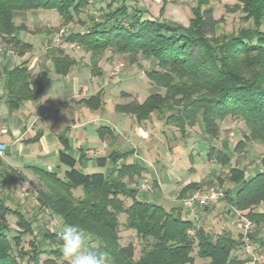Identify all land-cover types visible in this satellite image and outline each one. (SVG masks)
I'll use <instances>...</instances> for the list:
<instances>
[{
  "label": "trees",
  "instance_id": "trees-1",
  "mask_svg": "<svg viewBox=\"0 0 264 264\" xmlns=\"http://www.w3.org/2000/svg\"><path fill=\"white\" fill-rule=\"evenodd\" d=\"M99 1L0 0L1 43L5 50L19 56L32 49V44L17 34L26 25L15 23L16 11L53 9L67 23L75 17L79 20L84 7ZM209 1L195 0L190 25L185 27L151 18L139 5L127 0H108L99 6L97 16L89 14L88 22L83 20V31H72L63 37L89 53L93 74L101 73L96 64L107 49L126 53L132 63L137 61V56L148 61L143 74L151 85L163 91L150 92L141 101L131 97L124 103H116L114 110L134 117L139 123L158 112L169 126L163 127V132L167 129L172 139L171 126L181 136L198 126L203 135L201 140L206 141V159L227 170L225 178L229 183L218 190L230 205L246 211L256 229H261L264 212L254 208L264 205V0H238L243 17L252 19L254 26L235 35L221 36L216 35L215 27L220 20L214 17ZM46 56L53 71L62 76L76 63L60 44L49 43ZM27 63L26 59L2 70L3 95L8 108L18 109L23 102L37 99L48 79L46 68L34 74ZM103 93L100 89L79 101L89 109H103ZM127 95L129 92H120L121 97ZM227 117L242 120L248 132L235 140L232 147L226 144L218 147L215 142L219 138L220 121ZM97 130L101 138L109 132V127L101 124ZM60 140L62 147L57 160L66 167L62 174L42 166H27L51 191V194L39 191L40 212L45 213L47 208L50 215L59 216L64 224L78 225L93 234L88 242L94 244L89 248L108 251L110 264H195L196 257L206 260L203 264L247 261L235 253L243 246L241 232L237 236L225 228L213 232L199 225L197 218L184 216L182 203L166 208L156 198L152 200L140 192L139 178L146 168L130 159L133 148L112 149L107 155L79 148L76 156L70 152L65 134ZM250 140H256L263 148L258 164L251 170L246 165L232 164L234 155L248 146ZM201 150L198 146L197 153ZM94 167L102 170L94 171ZM15 172L19 171L0 157V188L15 185L17 180L11 177ZM206 180L188 182L176 199L181 200L200 188ZM76 190H80L78 195L74 194ZM202 208L208 209V205ZM9 214L15 215L17 228L10 226ZM121 214L125 215L121 224L133 231L140 242L137 256L133 242L119 243ZM34 220L38 219L26 217L0 190V264H60L61 250L50 245L57 240L56 232L45 226L36 232ZM24 234L32 236L26 248L20 245ZM247 234L250 241L254 239L251 229ZM258 240L264 245V236ZM42 253L46 255L44 258L40 257Z\"/></svg>",
  "mask_w": 264,
  "mask_h": 264
},
{
  "label": "rangeland",
  "instance_id": "rangeland-1",
  "mask_svg": "<svg viewBox=\"0 0 264 264\" xmlns=\"http://www.w3.org/2000/svg\"><path fill=\"white\" fill-rule=\"evenodd\" d=\"M107 1L108 0H100L95 5L89 3L80 13L79 20L75 17V20L67 23L62 22L61 17L53 9L39 8L38 13L28 12L27 24L31 32L24 33V36H31L28 37V39L34 44V48L26 53L31 55L35 50L42 51L49 43L59 46L56 41V36L61 29L64 30V35L72 31H83V20L88 22L89 14L97 16L99 6H104ZM127 2L139 5L140 8L146 12L145 15L151 18L165 19L166 22L185 27L190 25L192 8L196 4L195 0H127ZM208 4L214 9V17L220 20L215 27L216 35H235L244 28H252L254 26L252 19L248 20L243 17L244 13L240 8L242 4L238 0H210ZM21 19V17L15 18V23L19 24L22 21L26 23L25 20ZM262 27L264 29V24ZM17 34H19V32H17ZM64 38L65 37H62V42L66 43L65 41L67 40H64ZM3 46L0 40V49H2ZM62 48L74 57L85 58V62L90 64L89 53L83 51L77 45L74 47L65 45V47L62 46ZM136 58L137 61L132 63L126 53H117L110 49L104 51L96 64V68H99L101 73L91 74L92 83L103 88L105 96L103 93L102 102L104 105L102 106L103 109H91V115L94 119H98V125H101L104 121H108L116 122L118 125L122 126L123 129L126 128L123 130L126 134H123L122 131L117 137L118 142L121 144V148L126 150L133 146L139 147V152L133 154L130 159L139 162L146 168V171L139 178V182L141 181L139 184L140 192H143L147 198L152 200L156 198L158 202L163 203L166 208L176 203H182L184 216L188 214L187 217L197 218L199 225H203L213 232H218L225 228L229 229L237 236L242 232V221L244 219L249 220L251 222V232L255 234L254 239L250 241L251 247L259 257L256 261H252L251 256L244 250L243 246L235 253L238 257L247 259L245 264H264V245L260 244V240H258L264 236V224L261 229H256L253 222L246 216V211L233 207L223 196L216 198L214 201H209L207 203L208 209L199 207L194 211H190L191 209L186 208L184 205V199L193 192H205L210 189L223 190L226 184L229 183L225 178L226 168L220 167L219 164L210 162L206 159V151H204L206 141L201 140L203 135L199 133L198 126L192 130H188V132L182 134V136L171 126V134L174 137V139H172L167 129L163 132V127L169 128V126L163 123L160 118V113L158 112H153L149 118L139 123L134 117L127 116L124 113L120 114L113 110V105L116 103H124L131 99V97H135L137 100L141 101L150 92L163 91L158 86L151 85L144 76L143 66H147L148 61L143 60L140 56ZM48 64L51 65L50 62H48ZM122 90L129 92V95L121 97L120 92ZM130 124H132L131 130ZM134 125H139L142 130L148 133L146 136L147 138L142 140L141 143H139L140 140L136 138L137 133L132 132V134L135 135L134 140H132L133 137L130 136ZM194 131L199 134H196ZM247 132L248 129L242 120L239 118L227 117L220 121L219 138L215 144L218 147L224 146L225 144L228 148L230 146L232 147L233 142L244 136ZM194 138L198 140L193 141ZM248 143V146L234 155L232 164L238 163L240 166L246 165V168L251 170L255 164H258L261 152L263 153V148L256 140H250ZM198 146H200V150L203 149L201 153H197ZM201 146L203 148H201ZM75 152V150H72L71 153L74 155ZM98 153V155H105L102 151ZM189 153L192 154L191 157ZM56 162L58 166H54L53 170L62 174L66 167L59 164L58 161ZM151 163H153L155 171L154 168H151ZM101 170V168L94 167V171ZM217 175L219 177H217ZM11 177L17 180L15 185L12 183L6 189L0 188L8 197V202L12 206L19 207L26 217L38 219L37 221L34 220L32 223L36 232L41 230L43 226L55 231L57 240L50 242V245L61 249L62 241L60 240L59 233L65 224L59 216L50 215L49 209H44L45 213H42L38 207L39 191L43 190L48 192V194H51V191L44 182L41 181V177L27 167H22L18 173L15 172ZM192 178L201 181L207 178V180L204 185L189 192L184 198H181V200H177L176 198L172 199L170 197V194L175 193L182 182ZM157 181L161 183V187L158 185ZM142 182L147 184L145 190L141 189ZM178 192L175 197H177ZM79 193L80 190L74 191L75 195ZM254 210L264 212V205L261 204L256 206ZM119 218V243L120 245H125L129 241L133 242L136 247L135 255L137 256L139 254L140 242L133 231L125 229V226L121 224L125 220V215L121 214ZM8 221L11 227L17 228L15 215L9 214ZM31 237L32 236L29 234H24L20 245L26 248ZM93 244L92 242H88V247ZM45 256V253H42L40 257L44 258ZM205 261L206 260L197 257L195 258V264H203ZM58 263L69 264V260L62 255L61 258L58 259Z\"/></svg>",
  "mask_w": 264,
  "mask_h": 264
},
{
  "label": "crops",
  "instance_id": "crops-1",
  "mask_svg": "<svg viewBox=\"0 0 264 264\" xmlns=\"http://www.w3.org/2000/svg\"><path fill=\"white\" fill-rule=\"evenodd\" d=\"M26 11L14 12V20L21 17V20L26 21V23L20 22H24L26 29L20 30L18 36L23 41L30 42L28 37L31 36H24V33L31 32L27 24V13H38L39 10ZM31 44L33 49L34 44ZM65 52L67 53V51ZM74 58L76 59L75 65L66 75L62 76L53 71L50 59L46 56V48L42 51L35 50L31 55L26 53L22 56L5 50L4 46L0 49V142L5 144V150L0 157L5 164L15 170L20 171L22 167L28 165H37L47 170H53L54 166H58L57 154L62 147L60 136L64 134L70 145V152L75 150L74 155L76 156L79 154V148H88L89 152L93 151L95 154L102 151L105 155L112 149L124 151L120 147L121 144L117 137L126 128L123 129L116 122L104 121L103 123L101 121L103 125L109 127V132L100 138L97 130L98 119H94L91 109L79 101L80 98H88L103 88L92 83L91 65L85 62V58ZM26 59L28 67L34 74L46 68L48 79L37 99L27 100L18 109H11L7 107L3 95L2 70L10 69ZM132 132L137 133L136 138L140 140L139 143L148 135L139 125H134L133 131H131L130 136L134 140L135 135ZM37 133H39L37 139L34 140L33 137ZM123 134L126 132L123 131ZM132 148L134 154L139 152L138 146ZM201 148L203 147L201 146ZM88 164L90 167L92 166L90 165L91 161H88ZM150 165L153 169V163ZM190 181L199 182L201 180L192 178L182 182L178 190ZM157 183L161 187V183L158 181ZM178 190L173 193L174 195L170 194L172 199L176 198Z\"/></svg>",
  "mask_w": 264,
  "mask_h": 264
},
{
  "label": "clouds",
  "instance_id": "clouds-1",
  "mask_svg": "<svg viewBox=\"0 0 264 264\" xmlns=\"http://www.w3.org/2000/svg\"><path fill=\"white\" fill-rule=\"evenodd\" d=\"M62 241V255L69 264H110V253L101 248H89L88 241L93 234L85 232L78 225L65 224L59 233Z\"/></svg>",
  "mask_w": 264,
  "mask_h": 264
},
{
  "label": "built area",
  "instance_id": "built-area-1",
  "mask_svg": "<svg viewBox=\"0 0 264 264\" xmlns=\"http://www.w3.org/2000/svg\"><path fill=\"white\" fill-rule=\"evenodd\" d=\"M63 33H64V30L61 29L60 32L56 36V41L58 42V44L63 45V46L68 45L69 47L76 46L75 43L73 42L65 41L66 43H63L62 42V37L64 35ZM4 150H5V144L3 142H0V155L3 154ZM146 186L147 184H145V182L141 183V189L145 190ZM222 195L223 193L221 191L214 190V189L206 190L205 192L196 191V192L189 194L184 199V205L186 208L191 209L190 211H194L195 208H197V206L202 207L204 205H207L209 201H214L216 200V198L221 197ZM242 224H243V229L241 233H242V240H243V248L245 251L249 253V255L251 256V260L256 261L259 255H257L256 252L252 249L251 242L247 234L248 231L251 229V222L249 220L244 219L242 221Z\"/></svg>",
  "mask_w": 264,
  "mask_h": 264
}]
</instances>
